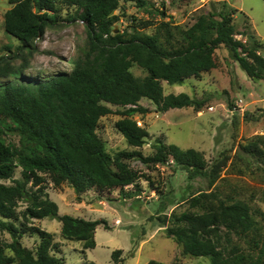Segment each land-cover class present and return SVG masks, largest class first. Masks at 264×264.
I'll return each mask as SVG.
<instances>
[{"label": "trees", "instance_id": "1", "mask_svg": "<svg viewBox=\"0 0 264 264\" xmlns=\"http://www.w3.org/2000/svg\"><path fill=\"white\" fill-rule=\"evenodd\" d=\"M121 1L133 0H9L11 7L4 16L5 31L20 41L17 52L0 55V264H65L52 252L58 249L53 235L32 223V219L51 217L62 222L61 232L67 239L82 241L85 249L96 247L98 225L109 228L105 219H85L60 214L46 186L43 172L55 175L57 182L67 181L81 195L90 188L99 191L120 188L122 197L139 194L143 173L132 168L129 159L143 165L167 164L172 159L191 177L202 176L214 182L226 160L211 167L203 153L195 148L183 149L158 138L152 155L140 150L120 151L111 164L105 142L98 133L100 118L113 113L109 104L124 107L116 127L129 144L142 147L149 130L138 124L134 115L147 113L141 99H150L159 111L194 106L203 101L189 94H165L162 81L183 84L192 77L216 67L215 50L224 45L231 57L251 78L264 80L262 43L236 37L235 9L224 4L220 10L200 15L181 32L179 46L164 47L156 35L135 30L115 32L119 15L113 14ZM140 6L144 0H135ZM66 7L76 11L67 21L80 20L87 31V44L73 59L70 72H58L47 78L24 76L14 59L23 52L38 51L37 40L61 20ZM157 11L166 16V11ZM8 47V46H6ZM10 51V50H9ZM138 63L149 72L137 77L132 66ZM14 76V78H12ZM264 113L245 117L258 120ZM5 131L15 132L18 142L9 141ZM249 153H264L256 144L246 146ZM20 169V177L16 173ZM150 180L149 178H147ZM9 181V183H8ZM152 182V180H150ZM153 183V182H152ZM132 185L134 190H125ZM24 204V208L20 206ZM183 226L168 228V236L183 247L185 254L204 256L210 264H238L223 255L219 231L244 233L252 228L253 218L247 203L221 202L208 213H183L177 217ZM165 225V220L160 218ZM9 234L11 241L3 235ZM25 235L37 236L35 248L25 246ZM218 235V240L211 236ZM122 250L112 252V259L123 264ZM84 264H97L85 261ZM145 264H168L151 259Z\"/></svg>", "mask_w": 264, "mask_h": 264}, {"label": "rangeland", "instance_id": "2", "mask_svg": "<svg viewBox=\"0 0 264 264\" xmlns=\"http://www.w3.org/2000/svg\"><path fill=\"white\" fill-rule=\"evenodd\" d=\"M144 2L140 6L135 0L121 1L113 13L119 15L115 28L131 34L137 26L141 33L156 35L164 47L179 46L184 29L200 15L220 10L226 4L235 9L236 37L252 42L254 39L248 34L254 36L262 43L260 53L264 55V0ZM10 7L9 0H0V55L15 54L20 45L16 37L5 31L4 16ZM157 9H164L166 16ZM75 11L74 7L64 8L60 12V22L49 27L44 37L37 40L38 51L31 54L25 51L14 59L16 66H22L24 76L47 78L72 70L73 59L87 44L84 24L80 20H66ZM214 56L215 68L192 76L183 84L162 81L166 95L185 92L203 101L201 108L186 106L159 111L150 99H141L140 104L149 111L138 112L133 117L149 130L150 135L142 147H135L116 127L117 120L122 117L117 112L124 107L109 104L113 113L100 118L98 133L105 142L106 156L111 164L120 151L140 150L146 156L152 155L156 140L161 138L183 149H197L210 167L226 160L220 176L214 182L202 176L191 177L190 170L173 159L167 164L149 166L129 159L130 166L144 177L139 180L138 195L122 197L120 188L99 191L93 187L79 195L67 181L57 182L54 174L43 172L47 191L59 205L60 214L91 220L102 218L109 225V228L98 225L96 247L85 249L82 241L63 236L59 219H32L33 224L53 235L59 247L52 253L63 258L65 264H84L87 260L97 264H121L112 259V252L116 249L122 250L123 264H145L151 259L168 264H210L208 257L185 254L182 245L168 236L167 229L183 226L176 220L183 213L204 214L221 202L231 204L236 201L248 204L253 225L244 233L221 228L223 255L238 264H264V153L252 154L246 149L247 145L256 144L264 152V116L258 120L245 117L248 112L251 116L264 113V80L249 77L223 44L215 50ZM131 70L137 77L149 74L138 63H134ZM3 80L7 79L0 78V82ZM5 132L9 141H19L15 132ZM16 177H20V169ZM125 190L134 188L129 185ZM24 206L22 204L20 209ZM160 218L165 220V225ZM3 236L11 241L9 234ZM217 236L211 237L218 240ZM22 242L35 248L39 238L25 235Z\"/></svg>", "mask_w": 264, "mask_h": 264}, {"label": "water", "instance_id": "3", "mask_svg": "<svg viewBox=\"0 0 264 264\" xmlns=\"http://www.w3.org/2000/svg\"><path fill=\"white\" fill-rule=\"evenodd\" d=\"M117 31H118V28L115 29V32H117Z\"/></svg>", "mask_w": 264, "mask_h": 264}]
</instances>
